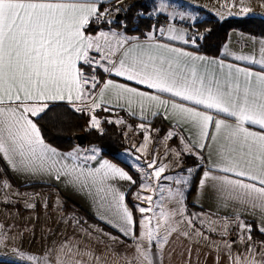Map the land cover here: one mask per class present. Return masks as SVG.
Wrapping results in <instances>:
<instances>
[{"label": "snow or ice", "instance_id": "obj_1", "mask_svg": "<svg viewBox=\"0 0 264 264\" xmlns=\"http://www.w3.org/2000/svg\"><path fill=\"white\" fill-rule=\"evenodd\" d=\"M97 4L98 0H0V154L4 159L21 171L55 170L58 180L63 175L69 177L70 183L95 187L101 199L111 196L110 207L123 225L121 231L125 235L131 233L132 212L124 204V194L112 189L108 181L116 177L132 178L108 161L87 172L76 168L68 170L67 166L56 168L58 161L55 158L60 154L45 143L40 128L32 119L46 113L50 102L66 100L74 106L77 102L85 103L89 97L86 86L90 84L91 88H96L97 80L95 75L89 77L84 66L95 72L93 65H96L104 72H114L116 76L145 85L157 93H169L182 101L232 117L234 122L229 123L214 118L207 111L176 102L169 104L160 95L116 84L112 80L100 90V102L93 100L89 107L90 111L101 107L105 92L112 90L118 99H124L130 106L138 103L142 110L146 103L148 107L170 108L178 123L189 124L196 130L198 148L204 149V141L209 137L219 145L212 166L224 175L205 171L201 186L212 181L222 201H239L264 210V72H252L226 65L223 61L218 65L215 62L197 64L196 61L205 58L166 45L129 44L128 38L118 37L115 32L101 31L98 35H90L93 17L99 20L105 14ZM167 7L161 0L157 10L164 11ZM240 11L247 14L251 10L241 6ZM173 31L169 29L170 33ZM171 38L183 39L175 35ZM91 51L102 53L100 60L90 57ZM118 52V59H112ZM261 56L260 60L245 55H237L235 59L264 65V47ZM101 61H107L111 67L104 66ZM75 110L84 109L76 107ZM99 124L100 121L92 115L90 126L98 128ZM248 125H256L260 130L253 131ZM210 127H214V132H209ZM172 135L170 132L169 138ZM186 150L192 151L187 146ZM154 166L155 161L148 165L149 168ZM164 171L165 166L155 167L152 175L159 179ZM188 171L191 173L193 169ZM176 183L186 184L187 180H177ZM182 195L180 191H169L170 198ZM144 199L151 204L152 196ZM139 211L151 212L152 208H140ZM168 218V213L161 208L157 224L152 226V217H146L144 230L138 238L133 237L147 244V247L142 243L136 245L140 264H153L150 254L153 241L167 242L168 236L161 237L159 229ZM240 227L247 229V238L251 240V225L241 222ZM173 231L174 228L168 229V235ZM260 231L264 232V228ZM249 264H255V261Z\"/></svg>", "mask_w": 264, "mask_h": 264}, {"label": "crops", "instance_id": "obj_2", "mask_svg": "<svg viewBox=\"0 0 264 264\" xmlns=\"http://www.w3.org/2000/svg\"><path fill=\"white\" fill-rule=\"evenodd\" d=\"M117 1L131 3L135 0H98L97 6L102 11L105 5ZM153 1L155 2V0ZM249 1L251 4L249 6L255 10L253 13H256L252 14V16L257 15L264 18V0H243V4H247ZM221 2L225 9L227 7L231 9L235 7L241 8V5H239L241 0H224ZM157 5L158 9L160 5L158 3ZM157 9L156 11H158ZM158 13L163 15L161 17L164 19L170 20V23L167 26L159 25L149 32L146 37L128 38L120 30L109 27H101V29L96 30L98 27L95 26L93 30L91 29L92 23L90 24L89 34L98 35L101 31L110 34L115 32L118 37L128 38L129 44L138 43L144 46L166 45L168 48L180 49L183 52L190 53L192 56L205 58L204 61H196L197 64L215 62L218 65L219 62L223 61L226 65L232 64L252 72H264V65L252 63L250 60L235 59L237 55H245L254 60H260L262 58L261 48L264 47L263 37L234 29L229 32L219 54H207L198 50L192 30L183 25V9L174 6V3H172L164 11H158ZM170 28L174 30L171 33L169 32ZM172 35L182 36L183 39H172ZM125 47H128V45H125ZM89 55L94 60H100L102 53L91 51ZM119 56L120 53L118 52L112 59H118ZM101 64L111 67L107 61H101ZM93 66L99 68L97 73H102L104 78L97 89L91 88L90 84L86 86L89 97L85 103L77 102L74 106L65 100L50 102L49 105L66 103L75 108L80 107L84 111L93 113L100 107L90 111V105L93 100L100 102V90L108 80H112L116 84H124L128 87L137 88L139 91L160 95L161 98L168 100L169 104L172 102L181 103L186 107L207 111L214 118L225 119L229 123L234 122L232 117H228L224 113H216L215 110L204 109L203 106L194 105L190 101H182L179 97H172L169 93H157L154 89H148L145 85L136 84L135 81H129L123 76H116L114 72H104L102 67ZM101 107H109L126 112L139 121L138 127L140 129H142L141 125L154 128L152 124L148 123L160 118L162 123L168 126L166 133L169 131L175 132L172 140L181 145L184 150L185 146L183 145L190 147L192 149L191 152L185 151L194 155L199 161L198 171L200 176L190 208L198 215L202 224L198 220H193L199 228L190 227L178 232L173 231L171 239L168 238L167 242L162 241L159 247L153 244L150 248L153 264H237V257H239V264H249L252 260L255 261V264H264V238L262 237L264 232L260 231L261 228H264V210L239 201L224 202L213 187L212 181H207L203 187L200 184L205 171H211L213 175H224V173L218 172L212 166V161L216 159V152L219 148L217 142L212 141L209 137L204 141L206 147L200 149L196 146L199 139L196 130L192 129L189 124L178 123L170 108L166 110L163 107H148L146 103L145 108L142 110L138 103L130 106L124 99H118L112 90L105 92ZM153 113L156 114L153 115ZM34 118L32 119L35 122ZM248 127L253 131L260 130L256 125H248ZM209 132H214V127H210ZM45 143L55 148L60 154L55 158L58 161L56 168L67 166L68 170L76 168L78 171L87 172L99 168L104 161H108L110 164L122 169L132 178L131 180H124L116 177L108 181V185H111L112 189L124 194V204L132 212V231L128 235L121 231L123 225L116 217L115 210L110 207L111 196H108L107 199H101V195L97 193L95 187H82L79 184L70 183L69 177L63 175L58 180L56 179L57 173L55 170L29 172L14 169L0 154V168L3 172L2 181L6 180L10 183V186L19 191H47L49 199H52L53 196L60 198L64 209H66L65 204L77 206L90 215L93 220L85 216L86 214L79 213L82 218L101 226L92 230L64 229L53 234L48 229H45L44 231L48 232L45 235L42 228L43 224H41L42 219L47 220L45 214L35 213L33 211L34 208L20 205L18 207L26 210V212L10 213L7 211V207H4L8 203H2L0 206V264H27L24 262L26 257L28 259L30 256H39L41 252L49 253L48 259L51 264H56L58 261L62 264H94L95 261L100 259L98 253H101L103 258L113 256L111 253H115L117 255L115 264H140L137 259L139 254L136 252V247L130 245L137 240L133 237L138 238L142 232L139 228L137 210L132 196L133 205L130 204L129 200L130 191L135 183L133 175L123 166L101 155L99 151L92 150L88 152L86 147H80L79 145L71 151H63L46 141ZM69 153L71 155H68ZM93 156H95V159H91ZM105 187L107 188V185ZM48 202V204L51 203L50 201ZM187 204L189 205L188 201ZM24 221H31L33 231H29L31 225L29 227L26 226ZM241 222L245 225H251V240L247 238L249 235L247 229H241ZM159 232L160 236L163 237L166 231L160 229ZM256 233L262 236L256 238ZM57 236H59L57 238L59 240L56 239V242L63 239L62 241L65 244V251L61 254L62 256L53 254L57 250L55 247H51V242L54 241L53 237ZM124 242L128 243V248L122 250L121 243ZM115 245L119 246V248H115ZM144 245L147 247V244ZM126 258L127 261H125Z\"/></svg>", "mask_w": 264, "mask_h": 264}, {"label": "rangeland", "instance_id": "obj_3", "mask_svg": "<svg viewBox=\"0 0 264 264\" xmlns=\"http://www.w3.org/2000/svg\"><path fill=\"white\" fill-rule=\"evenodd\" d=\"M151 1L156 6H158L157 3L159 5L161 4V0H155V2L153 0ZM221 1L224 0H164L167 5H172V3H174V6L183 9V21L190 22L191 24L195 21L196 15L200 13L201 9H205L206 11L214 14L220 19L230 17H247L252 16V14H256L253 13L255 11L254 8L249 6L251 5L250 1L247 2V4H243L244 7H248L251 10L247 14L242 13L239 7H235L232 9L227 7L225 9ZM153 14L158 15L160 13L156 11ZM162 20H164V18H161V21ZM85 112L90 116V119L92 115H95V112ZM96 118L101 122V119H99L98 117ZM117 121L123 122L122 119H117ZM139 130H141V132ZM170 132L173 133V135L175 133L174 131H169L168 133H161L159 129L149 127H143L142 129H134L132 126L128 125L125 131L127 135V145L125 146V148L120 150V152L118 153V157L125 163L130 165L138 173L140 183L138 188H135L132 195V199L134 200V205L137 210L140 230H144L143 224L145 223V218L149 216L152 217V226H155L157 224L159 212L162 208L166 213H168L169 218L167 223L164 224V226L160 229L166 231L165 235H167L168 238L171 239L172 232L170 235H168V229L174 228L175 231L178 232L183 230L184 228H199L193 220H198V222L201 224L202 221L199 219L198 215L193 212L190 208V203L193 201V194L200 176V173L198 171V158L195 157L197 159L196 163L194 162L193 164L188 165L186 163L185 155L190 153L185 151L186 145H183L185 146L184 150L181 145L176 143V141L172 140L173 135L169 138ZM146 134L148 136L147 141H145ZM86 149L88 152H91L92 150L99 151V148L95 145L87 146ZM153 161H155V166L153 168H149L148 165L152 164ZM160 166H165V171L161 173L159 179H156L152 175V173L154 172L155 167ZM188 169H193V171L190 173ZM167 177H172V179H167ZM185 179L187 180L186 184L176 183L177 180L183 181ZM170 190L172 193L180 191L183 195L174 196L170 198ZM48 194L49 193L47 191L43 190L19 191L18 189H14L12 186H10L9 182L4 180L0 183V206L2 205V203H8L4 205V207H7V211H9L10 213H23L26 212V210L20 209L18 206L20 205L30 207L31 205V207L34 208L33 211L35 213L46 215L45 217L47 218V220L42 219L41 221V224H43L42 228L43 231L45 229H48L52 234L64 229L92 230L94 228L101 227L82 218V216L76 211H67L66 209H64V205L58 196H53L52 199H49ZM147 196H152L151 204L146 199H144V197ZM48 201H50L51 203L48 204ZM187 201L189 205L187 204ZM149 207L152 208L151 212L141 213L139 211L140 208ZM24 223L28 227L31 225V227H29V231H33L31 221H24ZM47 233V231H44L45 235ZM53 238L54 241L51 242V247L53 246L57 250L56 252H53V254L61 255L65 251V244L62 241L63 239L57 241L59 243L58 244L56 242V239L59 238V236ZM162 241L163 240H161L160 243H162ZM137 243L146 244L145 241H139L137 239L136 242L130 245L132 247H136ZM160 243L153 241L152 245L156 244L159 247ZM127 244V242L121 243V249H127ZM114 247L119 248V246L116 245ZM111 254H113V256L103 258V256H101V253H98L100 259L95 261L94 264H115V261L117 260V255L115 253ZM48 255L49 253L41 252V255L39 256H30L35 257V259H26V257V261L24 262H26L27 264H51L48 259ZM125 261H127V258L125 259ZM138 262L140 263V261ZM56 264L62 263L58 261Z\"/></svg>", "mask_w": 264, "mask_h": 264}, {"label": "trees", "instance_id": "obj_4", "mask_svg": "<svg viewBox=\"0 0 264 264\" xmlns=\"http://www.w3.org/2000/svg\"><path fill=\"white\" fill-rule=\"evenodd\" d=\"M156 9L157 6L151 0H135L128 4L123 19L116 18L108 24H94L91 22V29L94 30L95 26H98L96 30L101 27H109L120 30L128 38L146 37L149 32L161 25L160 21L163 15L158 14L157 19L152 18V14L156 12ZM192 29L197 31L194 40L198 45V50L203 53L217 55L220 53L231 30H240L264 38V18L247 16L220 19L205 9H201L200 13L196 15L195 21L191 24ZM95 69V72H93L87 65L84 66V70L88 75L96 76L97 86L94 89H97L104 75L97 73L99 71L98 67H95ZM75 109V107L66 103H54L49 105L46 113L35 117V122L40 128L44 140L60 150L71 151L78 146L76 135L85 133L87 144L83 147L95 145L99 148L101 155L123 166L133 175L135 183L129 195L130 204L133 205L131 196L140 183L138 173L121 160L118 153L127 145V135L125 133L127 126L137 129L139 128V121L124 111L100 107L94 113L96 117L101 119L100 127H90V116L84 110L78 112ZM117 119H122L123 122L121 124L116 123ZM148 124H152L161 133H166L168 129V126L163 124L160 118H156ZM139 131L141 132V130ZM185 156L188 165L197 162L194 155L186 154ZM2 178L3 172L0 168V182ZM65 208L67 211L86 214L85 216L92 219L90 215L77 206L65 204ZM261 236L258 233L255 235L256 238ZM262 237L264 238V236Z\"/></svg>", "mask_w": 264, "mask_h": 264}, {"label": "built area", "instance_id": "obj_5", "mask_svg": "<svg viewBox=\"0 0 264 264\" xmlns=\"http://www.w3.org/2000/svg\"><path fill=\"white\" fill-rule=\"evenodd\" d=\"M128 3L126 1H117L115 3H109L104 6L101 12L105 13L104 16L100 17L99 20H97L95 17H93L92 22L96 24H107L110 23L109 21H113L116 19V15L118 13H122L123 15L126 13ZM119 9V11H117ZM107 10V11H105ZM152 18L157 19V15L152 14ZM170 23V20L164 19L161 21V24L163 26H167ZM183 25L189 29H191V23L184 21ZM192 34H197V31L195 29H192ZM91 77V76H89Z\"/></svg>", "mask_w": 264, "mask_h": 264}, {"label": "water", "instance_id": "obj_6", "mask_svg": "<svg viewBox=\"0 0 264 264\" xmlns=\"http://www.w3.org/2000/svg\"><path fill=\"white\" fill-rule=\"evenodd\" d=\"M116 18L117 19H123L124 15L122 13H118L116 15ZM76 137H77V141H78L79 146H85L87 144V138H86L85 133L78 134V135H76Z\"/></svg>", "mask_w": 264, "mask_h": 264}]
</instances>
